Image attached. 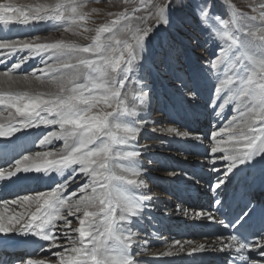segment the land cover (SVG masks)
<instances>
[{
    "label": "snow or ice",
    "instance_id": "obj_1",
    "mask_svg": "<svg viewBox=\"0 0 264 264\" xmlns=\"http://www.w3.org/2000/svg\"><path fill=\"white\" fill-rule=\"evenodd\" d=\"M220 2L224 4V0ZM148 4L146 16L122 12L101 24L87 45L64 40L39 42V37H0V57H15V62L0 72V83L9 85L8 90L0 91V106L8 111L7 122L0 120V137L55 126L43 134L39 144L43 147L53 141L63 142L59 149L29 152L14 162L9 158L8 144L0 146V160L8 165L0 166V181L11 182L30 173L54 181L49 191L4 201L36 205L30 214L0 216V233L32 237L24 242L36 247L25 253L27 259L0 256V264H139L131 251L139 239L133 225L143 221L152 200L141 191L148 185L142 178V153L136 143L143 131L139 125L148 122L144 117L152 100L146 76L141 74L150 47L159 49L152 52L155 68L170 73L184 96L195 100L197 95L190 78L175 67L179 45L176 38L167 35L174 30L176 9L184 11V23L197 25L205 35L221 42L219 54L205 65L215 81L212 111L222 117L221 110L235 105L228 122L211 132L212 155L208 163L216 182L209 181L207 187L216 197L217 190L236 172L258 171L264 177V3L258 5V16L247 18L252 23H242L245 18L230 4L224 5L226 11L232 8L230 19L213 12V0H148ZM81 9L77 0L24 6L8 0L0 3V31L9 30L13 24L27 26L40 21H51L57 27L66 24L64 30L70 31V26L79 27L78 22L86 19L87 13ZM179 39L183 42V37ZM191 40L196 37L192 36L188 43ZM36 58L42 67L14 75ZM33 78L42 84L47 82L55 90L12 89L14 84L30 85ZM164 131L178 137L190 135L171 126ZM217 163L223 166L222 175ZM79 178H84V183L69 193L68 188L78 184ZM214 205L216 212L224 206L219 198L214 199ZM255 207L249 199L247 211L232 221H219L225 229L237 231L227 237L218 236L219 244H200L189 254L210 249L226 253V264H264V226L251 233V238L238 231L254 214ZM194 215L209 221L216 219L209 211ZM69 217H75L77 227H71L73 220ZM61 238L67 239L68 246L57 242ZM36 249L50 252L55 259L31 258Z\"/></svg>",
    "mask_w": 264,
    "mask_h": 264
},
{
    "label": "rangeland",
    "instance_id": "obj_2",
    "mask_svg": "<svg viewBox=\"0 0 264 264\" xmlns=\"http://www.w3.org/2000/svg\"><path fill=\"white\" fill-rule=\"evenodd\" d=\"M8 0H0V3H6ZM13 3H15L17 6H24V5H35L38 3H51L52 0H12ZM79 4L82 5V11L87 13V17L84 21H79V27L77 26H70L72 30L68 31L72 35L69 37L71 40H73L75 43H78L80 45H87L91 42V37L95 34V29L98 28L101 24H105L110 22L112 19H115L116 16L122 12L127 13L129 16H146L148 10L150 9V5L148 4V0H77ZM162 2V0H160ZM264 3V0H224V4H221L220 0H213V12L219 13L221 16H223L225 19H230V13L232 11V8L235 9L237 13H240L245 19L242 21V23H252L249 19L252 16H258L259 14V7L258 5ZM230 4L232 8H229L226 11V8L224 5ZM256 8L255 11H253V8ZM136 9H139V11H135ZM180 15V18H176L177 15ZM174 18V30H169L168 36L171 38H176L177 43L179 45L177 52L175 53V67L179 68L185 75L186 78H190L192 82V85L195 87L196 90V98L198 100H201L202 97H213V91H214V83L209 81V78L213 79L211 75L208 74V69L206 68V62L215 59L216 56L219 54V47L221 46V42L218 39L209 37L205 35L200 28L195 24H188L184 23V11L181 9H176L173 13ZM42 22V26L49 24V27L51 30L43 32L41 34L40 41L44 42H51L54 40H60L63 38H57L53 39V33L61 32L64 30L65 27L68 25H61V26H54L53 22L51 21H40ZM135 25L136 21H132ZM33 23L31 22L27 26L23 25H12L10 30V38L11 39H18L21 34H27L28 38L34 37L35 33L38 32L37 30L34 31ZM149 24H154V20H149ZM258 25V21L255 22ZM40 24V23H39ZM182 25V26H181ZM23 27V28H22ZM27 27V28H26ZM87 29V30H86ZM22 30V32H21ZM12 31V32H11ZM17 35V37H16ZM37 36V35H36ZM192 36L196 37V40H191V43H188L190 38ZM13 37V38H12ZM179 37H183V42L180 41ZM183 49L181 51L180 49ZM152 52H158V48H151ZM27 54V53H25ZM23 55V54H22ZM45 58H47L45 56ZM151 62L153 60V56H151ZM36 59H30L27 63H33V61H36L34 65L41 66V63L37 61ZM36 66H29L30 69L27 72H31V69L36 68ZM142 75L146 76L147 83L151 89L152 94V100L150 104V108L147 111L146 116L144 119H146L148 122L147 124H143V126L146 128V131H142L140 134L138 141L136 142L138 146H140L141 149L145 151H154L159 153H168V154H174L175 157H183L188 158L189 160H192L193 158H198L199 160H203L202 165L189 162L188 166H186L188 169L191 167L199 166L198 168H193L192 170H195V172L192 173V176L194 175V180L200 182L197 177L196 171L200 169H206V176L208 182L211 181L212 183L216 182V174L210 172L211 164L208 163V160L211 159V156L209 155H203L201 153L194 154L193 157L189 152H185L179 148H182L179 144H177L176 139H185V140H192L191 137H178L175 136L172 133H168L164 131L167 127L174 126L178 128L180 131H187L192 132L195 134H198L199 128L195 130H188L185 126L179 125L177 127V123L174 121L180 117V113L183 112V106H187L188 103L192 99H189V97L184 96L181 91H178L179 89V83L175 81L170 73H163L158 71L155 66L151 65V67H145L144 70L141 73ZM208 77V78H207ZM20 85H23L24 87H27L30 90H40V84L36 80H32V83L30 85H25L23 83H20ZM199 87V88H198ZM190 100V101H189ZM164 104V111L161 112V110L158 108L159 104ZM180 111V112H179ZM178 112V113H177ZM162 114V115H161ZM164 115V116H163ZM158 116V117H157ZM205 121H202L199 125L201 127H204L208 131L206 132V136L202 138L203 145H206L207 150L210 149L209 145L211 146L212 140H211V132L214 130L212 123L215 124V120L213 118L207 117V119H204ZM194 122V120H192ZM166 125V126H165ZM169 125V126H168ZM155 129V130H153ZM216 129V128H215ZM149 130H152L153 133H151ZM164 131V132H162ZM157 132V133H156ZM156 133V134H154ZM166 134L167 137H163L158 134ZM46 134V133H44ZM169 136V137H168ZM27 140V139H23ZM166 141L169 144H159V141ZM37 142V141H36ZM175 142V143H174ZM152 143V144H151ZM62 142H53L50 147L56 148L61 146ZM149 144V145H147ZM147 145V146H146ZM175 146V147H174ZM177 146V147H176ZM170 147V148H169ZM174 147V148H173ZM178 148V150H177ZM178 155H176V154ZM189 153V154H188ZM26 153H21V155H24ZM162 159L166 160V155L155 157H144L140 161L142 164V169L147 170L145 172L149 173H159L160 176L156 179V181H152L150 176L151 174H145L142 175V178L145 180L146 184L148 185V188L143 191L146 195L153 196L152 199L159 201V206L161 205H169L172 207L173 205L178 203L177 200L174 201H167L169 198H173L172 191L174 188H177L175 185L169 184L171 183V180H179L182 177L189 176L188 170L181 169V162H179V159H176L178 161H174V166H167L162 167L160 165V161ZM187 159V160H188ZM205 161V162H204ZM188 163V162H187ZM201 167V168H200ZM217 167L221 168V175L223 172V166L221 164H217ZM161 168V169H160ZM255 174L259 177L260 173L258 171H255ZM177 177V178H176ZM244 175L241 176L243 180ZM197 178V179H195ZM79 184L84 183V179L79 178ZM156 182V183H155ZM208 182H200L203 186L200 187L202 192L212 193V191L207 187ZM241 182V181H240ZM247 183V181H243L242 184ZM79 184L74 188L76 190L79 187ZM231 182L228 184L230 186ZM54 186V184L52 185ZM52 186H47V188H44L41 192L49 191ZM227 186V195L230 193V188ZM184 190L186 191V188L188 187L184 186ZM222 187V186H221ZM222 189V188H220ZM218 191V190H217ZM158 192V193H157ZM188 192V191H187ZM154 193V194H153ZM37 193L33 192V194H24L28 196H34ZM186 194V192H185ZM182 193V195L186 196ZM160 195V196H159ZM193 196V195H191ZM236 196V194H235ZM78 198V197H77ZM194 198L198 200V202L202 204V202L205 203L204 199H201V196H199V193H194ZM170 200V199H169ZM18 204H21L20 201L17 202ZM12 205V207H17L18 204ZM263 206V203L260 202ZM206 204V203H205ZM191 205V204H189ZM204 205V204H203ZM203 205L201 207H193L188 206V209H194L189 215V218L185 219V222L175 226V224L171 223L168 226L162 230L161 237L163 234H169L168 238L170 239L172 236H177L181 234V232H184L186 229L190 228V223H188L189 220H192L191 217L193 216L194 212L197 210L203 209ZM176 206V205H175ZM12 207L10 209H12ZM22 206H19L21 208ZM152 210H156L154 206H151ZM199 209V210H198ZM159 212H163L162 208L157 209ZM170 213V210H167ZM79 215V214H78ZM167 217L171 218V216L167 215ZM178 217V215L173 216ZM69 219L73 220V224L71 225L72 228H75L78 226V221L75 219V217ZM144 221L147 222L150 219V214H144ZM174 226H173V225ZM136 225V224H135ZM133 225V227L138 230L139 228ZM193 231L188 234V236L192 235L194 231L196 230L193 228ZM177 231V233H175ZM139 233V232H138ZM70 235L75 236V233H70ZM192 237H195V235H192ZM196 238V237H195ZM139 239L142 241V244L140 246L142 247V250L144 249V254L148 255L151 251V249H158L160 248V245L157 246L155 244L160 243L162 241H152L151 236L146 235L145 237H139ZM61 243L66 242L67 239L62 238L60 240ZM146 242V244H145ZM138 245L134 244L132 255L137 260V257L139 256V250L136 249ZM144 247V248H143ZM41 255V254H40ZM40 255H35L40 256ZM147 262L149 264H153L154 261L150 260L148 258Z\"/></svg>",
    "mask_w": 264,
    "mask_h": 264
},
{
    "label": "bare ground",
    "instance_id": "obj_3",
    "mask_svg": "<svg viewBox=\"0 0 264 264\" xmlns=\"http://www.w3.org/2000/svg\"><path fill=\"white\" fill-rule=\"evenodd\" d=\"M177 18H180L179 14L176 16L175 19H177ZM13 25H16V24H13ZM42 25H43L42 22H34L33 23L34 31L37 30L38 32H36L34 37H32L30 39H33L35 37H40L43 32L51 30V28L49 27V24L44 25V26H42ZM11 26H9V30H7V31H0V37L11 39L9 32H10L11 28L15 27V26L14 27H11ZM21 32H22V30H21ZM53 34H54L53 39L63 38L60 40L74 42L73 40H71L69 38L72 34L68 31L63 30L61 32H57V33H53ZM16 37H17V35H16ZM18 39L24 40V39H29V38H28L27 34H21ZM54 41H57V40H54ZM54 41H51V42H54ZM39 42H44V41H40V38H39ZM151 56H152V49L150 47V53L147 56V59L145 61V67H149V66L151 67V65H152ZM39 60L40 59L38 58L37 61H39ZM13 62H15V57L8 59V60H5L3 57H0V72H3L6 69H8L11 66V63H13ZM33 62H34V64L35 63L37 64L36 61H33ZM34 64L33 63H26L25 65L22 66L21 69L17 70V72L14 73V75L21 76L25 73H30V72H27L30 69L29 66H31V67H32V65L36 66ZM37 74H39V73H37ZM207 75H210V73L208 72ZM209 81L215 82L214 79H211V78H209ZM37 82L40 84V90H32V91L48 92V91H54L55 90L53 88V86H51L47 82H45L43 84L40 83L39 81H37ZM192 82L193 81H191V83ZM8 88H9V85L7 83H0V91L8 90ZM12 89L13 90H30L27 87H24L23 85H20V84L12 85ZM196 90H198V89H196ZM187 103H188L187 106H183L184 107L183 112L180 113V117L174 121L177 123V127L179 125H183L188 130H193V129L195 130L196 128L197 129L199 128V130H198L199 133L195 134V133L190 132L189 137H191L192 140H190V139H188V140L176 139L177 144H179L182 147L179 149H181L185 152H189L192 155V157L194 154H198V153L211 156L212 154L210 153V149L207 150V147H206V145H203L204 142L202 140V138L206 136V132L208 130L205 129L204 127H201L199 124L202 121H205L204 120L205 118L207 119V117H210L216 121L215 124L212 123V126L214 129L215 128L218 129L219 127L224 126V124H226L228 122V120L234 115L232 109H233V107H235V105L228 106L225 109L221 110L223 113L222 117H217L211 108L212 98L202 97L201 100L195 99V100H191L190 102H187ZM158 108L161 110V112L164 111V104L163 103L159 104ZM236 115H238V113ZM7 118H8V111L4 110L3 106H0V120L7 122ZM192 120H194V122ZM139 126H141L143 128V131H146V128L143 126V124H140ZM54 129H55V126H48V127L40 126L38 128L21 130L20 132L15 133L14 136L11 138L0 137V144H1V146L4 144H8V153H10L12 155V158H15V159L20 158L21 153L22 154L23 153L28 154L29 152L35 153L38 151L56 150V149H59L63 146L62 141H53L56 143L62 142L61 146L56 147V148H51L50 145H45L42 147L39 144V139L43 138V134L47 133L48 131H52ZM149 131L151 133H153L152 130H149ZM162 132H164V131H162ZM156 133H154V134H156ZM166 134H163V133L160 134L159 133L158 135H161L163 137L164 136L167 137ZM197 137H200L201 139H197ZM23 139H27V140H23ZM158 143L163 144L164 146H165V144L170 145V143L163 141V140L159 141ZM147 145H149V144H147ZM209 147H211V146L209 145ZM138 150L141 151V153H142V156L140 157V161L142 160L143 156L156 158L158 156V154H160V156H162V154L166 155V160L162 159V161H160V165L162 167H167V166L172 167V166H174V161L176 159H179V162H181L180 164H182L180 168L188 170L189 176L182 177L179 180H171V183H169V184L175 185L179 189L181 194L182 193L185 194V192H186L185 195H193L194 196V193H199V196H201V199H204V200L210 199L212 193L202 192L203 189L202 190L200 189V187L203 186L200 183L201 181L200 182L195 181L193 176H192V173L195 171L192 169L198 168L199 166L197 165V166L191 167L189 169L186 167V166H188L189 162L202 165L203 160H199L198 158H193L192 160H189L188 159V158H190L189 156H187L186 158H183L181 156L175 157L174 154H172V153L171 154H168V153H162L161 154L159 152H154V151H145V150L141 149L140 146H138ZM177 150H178V148H177ZM176 161H178V160H176ZM217 164H220V163H217ZM7 166H3V167L7 168ZM145 171H147V170H145ZM145 171L143 169V175L145 173L151 174V175H148V177L150 176L152 181H156V179L160 176L159 173H149V172H145ZM207 171H209V170H207ZM242 175H244L243 181H250L251 180V183H253L254 181H258L259 183L256 184V186H259V187L262 185L261 183L264 182V177H262L261 175L258 177L255 174V172H251V171L250 172H242V171L236 172V174L232 175L230 177V179L228 180V182L221 187L222 189L218 190V193L220 195V197H219L220 200H222V201L225 200L226 197L224 198L223 196L227 193V191H228L227 186L231 182V180H234V179L237 180L238 177L242 176ZM52 176L55 177V173H53ZM190 177H191V179H190ZM83 179L84 178H82V180ZM79 181H81V179ZM12 182H13V184H18V185H23V186L31 185V188H33V187L34 188L35 187H47V186H52L54 184L53 179H49L47 176L42 175V174H37V173L21 174L19 179L14 178L12 180ZM76 186H77V184L70 185V187L68 188L67 191L69 193L72 192ZM184 186L188 187V189L186 188V191L184 190V188H185ZM25 194H27V193H25ZM243 194H245V193H243ZM22 196H26V195H22ZM147 196H149V195H147ZM149 197H151V196H149ZM215 198H213V197L211 198L213 204H214ZM239 198H240L239 196L237 198H236V196L233 197V199H236V200H238ZM153 199L151 200V205L144 211L145 216H146V214H150L149 221L147 220V222H146L143 219L142 222H136V223H134V225L136 224L135 226L139 228L137 230L139 232V237H145L146 235H149V236H151L152 241H162V242L155 244L157 246L160 245V248L151 249L150 253L148 255H146V254H144V249L142 250V247L140 246V244H142V241L140 239H138V241L136 243V245H138V247L136 249L139 250V256L137 257V261L139 262V264H149L147 262L148 258L150 260L154 261L153 264H210V260L216 261L217 262L216 264H221L220 262L225 261L226 256L224 254H226V253H222L219 251H212L210 249L205 250V251H201V252H192L191 254H189V251L192 248L197 247L200 244H204L206 246L211 245L213 243L219 244V241L217 240L218 236H211L208 234L200 236L197 234L198 230L206 232L210 229V225L212 224L213 221H209L206 218H202V217L198 218L193 214L191 219L192 218H194V219L188 221V223H190V225H189L190 228H189V231H187L186 237H184L185 231L181 232V234H179L177 236H172L170 239L168 238L169 234H163V236L161 237L162 230H164V228L166 227L167 224H168V226L170 225L169 224L170 221H171V223L175 224V226H178L180 224V222L182 224L185 222V219L189 218L190 213L192 211H194V209L193 210L190 208L188 209L186 207H183L181 204L180 205L175 204L176 206L173 205L172 207H170L169 205H165V206L160 205L159 206L158 204L160 202L157 201L156 198H155V200H153ZM13 200H17V197L9 199V200H5V201L11 202ZM20 203L21 204L17 203L18 207L15 208V207H12V205L14 206V205H16V203H14V204L13 203H4V201H0V216L7 218V217L13 216V215L30 214L32 211H35V207H36L35 204L24 203V202H20ZM205 205L207 206V204H205ZM259 205L262 206V204L260 202H259ZM19 206H22V207L19 208ZM151 206H154V207L156 206L155 208H157V209L161 207L162 210H164V211L161 213L157 209L152 210ZM11 207H12V209H10ZM205 208L206 207H204L201 210H199V209L198 210L199 211L213 212L210 208H208V209H205ZM223 208L227 209V207H223ZM167 210H170V213ZM185 210H187V214L185 213ZM195 212H197V210ZM167 215L171 216V218L167 217ZM176 215H178V217L174 218L173 216H176ZM214 215H215V213H214ZM215 217H216V215H215ZM71 218H73V217H71ZM192 227L196 229L194 231V233L192 234V235H195L196 238L192 237V235L188 236V234L191 233L190 229ZM175 233H177V231H175ZM220 237H225V236H220ZM26 239L31 241L34 238H32V237L25 238V237H22V236H19L16 234H12V233H9V234L0 233V242H3V243H17V242L25 243L24 241ZM176 241H179L180 244L179 245L176 244L175 243ZM57 242L61 245L68 246V241L63 242V243H61L60 241H57ZM189 242H191V243H189ZM181 245H183L182 251L179 250ZM56 250H62V249H53V251H56ZM131 251H133V248ZM168 251H171L173 253V255H170V256L169 255H163V253L168 252ZM39 254H41V256L36 257V258H34V257H31V258H33V259H55L54 257L51 256L50 252L39 251ZM27 258H29V257H27ZM27 258H25V259H27ZM222 264H226V263H222Z\"/></svg>",
    "mask_w": 264,
    "mask_h": 264
}]
</instances>
